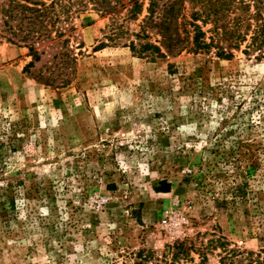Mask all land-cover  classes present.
<instances>
[{"label":"rangeland","instance_id":"1","mask_svg":"<svg viewBox=\"0 0 264 264\" xmlns=\"http://www.w3.org/2000/svg\"><path fill=\"white\" fill-rule=\"evenodd\" d=\"M58 1L67 46L0 39V264H170L183 240L231 264L218 237L264 256V54L96 50L110 17Z\"/></svg>","mask_w":264,"mask_h":264},{"label":"trees","instance_id":"2","mask_svg":"<svg viewBox=\"0 0 264 264\" xmlns=\"http://www.w3.org/2000/svg\"><path fill=\"white\" fill-rule=\"evenodd\" d=\"M49 1L48 4L44 0H0V39L11 44H23L36 61L39 59L35 46L37 41L55 38L67 46V31L60 25L65 24V21L61 20V14H68L69 11L63 5L57 10L58 0ZM92 2L94 10L110 17L108 33L104 37L106 42H100L96 50L109 47V44L114 46L122 44L139 58L156 60L176 58L188 50L196 53L215 49L217 57L226 59L232 56V49H240L246 44L245 54L255 51L259 57L264 54V0H92ZM187 6L190 8L188 17ZM123 12H126V17L121 19ZM138 20H140L138 32L126 31L124 26L126 21ZM207 26L211 28L206 31L204 28ZM209 33L211 37L208 42ZM124 40L128 43H123ZM33 64L34 62L30 66ZM210 244L215 249L222 248L221 250L225 252L223 263L229 261L231 264H264V256L261 254L227 250L228 244L222 237L211 240ZM169 249L172 253L170 264H188L190 255L196 247L192 240H183L173 244ZM181 259H186V263H181Z\"/></svg>","mask_w":264,"mask_h":264},{"label":"built area","instance_id":"3","mask_svg":"<svg viewBox=\"0 0 264 264\" xmlns=\"http://www.w3.org/2000/svg\"><path fill=\"white\" fill-rule=\"evenodd\" d=\"M162 222H163V225H165V227H167L171 231L178 232L185 224V219L177 217V216L166 217L165 219H163Z\"/></svg>","mask_w":264,"mask_h":264}]
</instances>
